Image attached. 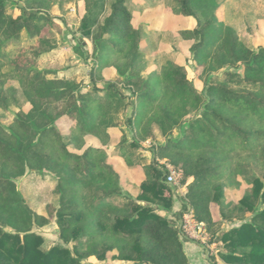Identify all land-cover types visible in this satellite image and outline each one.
Instances as JSON below:
<instances>
[{
	"label": "trees",
	"instance_id": "obj_1",
	"mask_svg": "<svg viewBox=\"0 0 264 264\" xmlns=\"http://www.w3.org/2000/svg\"><path fill=\"white\" fill-rule=\"evenodd\" d=\"M82 1L87 11L80 17L79 31L90 38L94 60L90 88L20 68L22 56L11 59L13 67L3 72L0 60V82L18 80L29 105L27 111L18 110L7 128L0 121V264H85L82 259L90 256L131 264H189L177 224L166 215L173 189L164 180L165 172L153 162L146 164L133 197L122 192L108 158L116 153L131 164L134 140L120 142L112 152L102 147L109 145L114 113L122 104L132 108L126 121L136 137L166 138L154 154L181 169L182 182L187 181L181 206H189L212 236L218 222L212 205L219 222L232 221L233 213H251L249 220L216 235L225 249L221 260L264 264V45L248 46L236 26L217 17L227 0H143L176 8L177 14L195 20L194 27L178 34L181 40H193L192 62L205 83L203 95L174 61V51L154 59L156 67L146 75L141 42L147 29L133 25L129 0ZM35 2L44 8L48 0H24L21 14L12 16L0 0V38L17 39L23 29H31L30 36L40 33L39 12H26ZM78 47L83 49L80 43ZM109 66L125 78L132 99L126 100L115 83L102 88L95 83V76ZM14 102V94L0 88V108ZM191 113L198 114L173 139L172 130ZM61 120L69 122L66 130L58 126ZM88 136L99 145L87 144ZM24 174L26 183L46 182L47 175L55 182L58 204L52 209L60 242L47 249L44 237L32 228L50 220L19 189ZM237 180L248 187L230 209L224 182ZM37 194L45 195V190ZM181 214L176 211L173 217ZM69 243L71 249L64 245Z\"/></svg>",
	"mask_w": 264,
	"mask_h": 264
},
{
	"label": "rangeland",
	"instance_id": "obj_2",
	"mask_svg": "<svg viewBox=\"0 0 264 264\" xmlns=\"http://www.w3.org/2000/svg\"><path fill=\"white\" fill-rule=\"evenodd\" d=\"M6 10L12 16H18L21 14L20 6L25 4L24 0H5ZM135 3L140 0H134ZM132 0H129L131 3ZM82 0H48L47 4L40 7V3H32L26 7V12L38 11L40 18L38 21L40 33L35 36H30L31 29L27 31L23 29L20 31L19 37L7 41L0 38V60L4 61V66L1 68L3 72L9 71L13 66L10 63L11 59L15 57H23V62L19 65L20 68H27L33 72L38 70L41 71L49 78L57 77L58 79L68 80L73 84H76L81 89H88L91 87L92 82L90 80V70L93 68L94 60L92 59V42L90 38L82 37L79 31L80 17L85 14L87 9L85 8ZM132 4V3H131ZM145 12L139 13V8L133 6V25L138 27V23H146V28L149 30L154 29L156 31H172V35L163 37L160 40V50L167 47V51L175 52L174 60L177 64L182 65L187 78L191 81L194 87L205 95V83L202 79L197 77L195 72L192 53L190 47L193 43L192 39H182L175 41L173 38L179 39L178 31L181 29H191L195 26V20L192 17H185L175 12L176 8L171 9L168 5L159 4L151 6V1L145 2ZM131 6V5H130ZM240 9L248 15V20L238 22L237 30L242 40L250 47L257 48L258 46L264 45V0H240ZM218 11V10H217ZM216 11V14H217ZM218 16L221 17V11H218ZM217 16V17H218ZM146 30V29H144ZM147 31V30H146ZM85 43L86 48L82 44ZM81 44L83 49L78 47ZM149 49L148 54L145 55V59L153 57L156 51H153V42L143 41V45ZM151 60V59H149ZM147 62V61H146ZM148 75L150 71L148 67L144 69ZM221 72H217L220 75ZM101 75V76H100ZM95 83L98 87H104L108 82L115 83L121 91L128 96V99H132L131 90L125 83V78L120 77L115 68L112 66L105 67L101 70L100 74L95 76ZM0 88L14 94L15 102L10 103L9 106L4 110L0 108V121L2 126L8 127V125L15 118L18 110H28V101L23 93L20 83L16 79L5 80L0 82ZM124 103V102H123ZM122 104L118 111L114 113L115 121L114 127L110 131L111 140L109 145L102 146L107 152H112L114 147L120 142L129 143L133 141L131 145V153L129 160L131 164H128L124 158H121L113 153L111 160L109 161L115 166L116 161H121L120 166L114 169L120 178H124V171L133 170L131 174H143L144 166L148 163H154L156 165V159L160 158L155 153L158 146L164 144L166 141L165 137L147 138L140 139L135 136V129L129 126L126 119L131 115V107H123ZM198 114V113H194ZM191 113L185 117L184 121L176 128L172 130L171 137L173 139L179 138L186 130L190 117L194 115ZM67 120H61L58 126L63 130H66L68 125ZM87 144L99 145V141L94 137L86 138ZM249 166L252 162L248 160ZM122 168V169H121ZM127 169V170H126ZM254 170H251L253 172ZM255 173V172H253ZM47 181H43L40 184L35 180H30L29 183L25 182V174L18 179L19 189H22L28 198L32 197L34 191L36 196L38 191L45 190V195L37 197V204L40 205L39 212L48 217L50 222L42 227H33L32 230L42 235L45 239L43 247L49 248L54 243L60 242L58 238V227L53 216L52 207H56L58 204V195L53 192L54 180L50 175L46 177ZM180 178L181 188L175 189L173 185H170L173 189L172 201L177 206L176 211H181L182 214L188 210L181 206V198H184L187 181L182 182ZM125 179V178H124ZM126 180V179H125ZM47 183V185H46ZM224 195L225 200L229 203L231 209L237 200L242 196L243 190L248 187L244 182L228 183L224 182ZM27 184L23 187V185ZM22 187V188H21ZM36 204V205H37ZM173 207V205H172ZM262 207V204L258 205V208ZM172 210V209H171ZM170 210V211H171ZM169 211V212H170ZM168 212V213H169ZM168 213L166 214L168 216ZM175 213V212H174ZM173 213V214H174ZM212 213L217 222L215 225L216 233L212 236L211 232L207 230L208 236L205 238L200 235V238L204 239H189L188 237L181 236L182 241H193L198 243L202 248V253L205 259L211 264V261H215L217 264H226L221 258L220 254L225 249L221 242L215 240L216 235L222 229H227L234 225H239L242 221L249 220L251 213L244 214H232V221L223 220L219 222L220 216L216 206L212 205ZM172 214V216H174ZM181 214V216H182ZM180 216V218H181ZM175 218V217H174ZM180 218L176 219V223L179 222ZM205 225V224H204ZM206 227V226H205ZM70 249L72 244H64ZM82 261L85 264H131L128 261H116L106 259L103 261L97 260L94 256L83 258Z\"/></svg>",
	"mask_w": 264,
	"mask_h": 264
},
{
	"label": "crops",
	"instance_id": "obj_3",
	"mask_svg": "<svg viewBox=\"0 0 264 264\" xmlns=\"http://www.w3.org/2000/svg\"><path fill=\"white\" fill-rule=\"evenodd\" d=\"M133 5H135L136 7H138L139 13L142 14L143 11L145 12L147 9H145V2L143 0H140V2L135 3L134 0H132L131 2ZM239 3L240 0H227L226 3L221 4L220 7L218 8V11H221V17L218 16V11H217V16L220 20H224L226 23L234 25L237 27L238 22H240L242 19L243 21H247L248 20V15H246L239 7ZM145 25L146 23H138L139 25ZM147 29V28H146ZM172 33V31H156L154 29H147V34L145 35V37L143 38L142 42H141V46L143 48V51L145 54H148L149 49H147L145 46H147V44L143 45V41H149L153 42V51L155 50H160V40L163 37H168L167 33ZM181 40V39H179ZM166 46L168 47V44L166 43ZM167 47L163 48L160 51H156V53L153 54V57L148 58V70H153V68L156 67V65L154 64V59H158L160 60V58L168 53L169 51H167ZM151 59V60H149ZM175 61V60H174ZM107 68V67H106ZM91 137V136H88ZM108 160H111V156L108 158ZM120 160L116 161L115 166L113 165V168L117 170L116 167L120 166ZM122 169V168H121ZM127 170V169H126ZM131 172L133 173V170H129L128 171H124V179L121 175V178L123 179V181H120V186L122 189L123 193H127L131 196H136L139 192V184L140 182L144 179V175L143 174H134L132 175ZM41 195H34L31 197L32 201H36L37 197H40ZM176 203L173 202V207L172 210L168 213L169 218H173L175 223L176 220L175 218L172 216V214L174 212H176L177 210V206L175 205ZM40 205L37 204L36 206H34V209L37 213L41 214L39 212V208ZM161 214H163V212H161ZM177 224V223H176ZM182 246H183V250L188 258L189 264H210L207 259L204 258L203 253H202V248L201 246L193 241H182Z\"/></svg>",
	"mask_w": 264,
	"mask_h": 264
},
{
	"label": "built area",
	"instance_id": "obj_4",
	"mask_svg": "<svg viewBox=\"0 0 264 264\" xmlns=\"http://www.w3.org/2000/svg\"><path fill=\"white\" fill-rule=\"evenodd\" d=\"M156 165L159 169L165 172L164 180L169 185H173L175 189L181 188L180 178L182 177V171L179 168L171 165L165 158H157ZM179 233L181 236L188 237L189 239H202L200 235L205 238L208 236L204 223L197 221L193 215V211L190 207L184 214H182L179 222L177 223ZM204 239H202L203 242Z\"/></svg>",
	"mask_w": 264,
	"mask_h": 264
},
{
	"label": "water",
	"instance_id": "obj_5",
	"mask_svg": "<svg viewBox=\"0 0 264 264\" xmlns=\"http://www.w3.org/2000/svg\"><path fill=\"white\" fill-rule=\"evenodd\" d=\"M82 44L84 45V47L86 48V46H85V43L84 42H82Z\"/></svg>",
	"mask_w": 264,
	"mask_h": 264
}]
</instances>
